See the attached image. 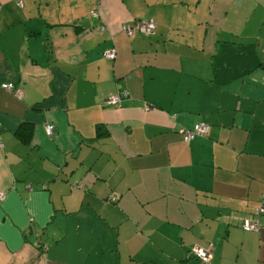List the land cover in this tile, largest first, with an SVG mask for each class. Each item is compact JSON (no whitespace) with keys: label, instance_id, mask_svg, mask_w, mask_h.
Listing matches in <instances>:
<instances>
[{"label":"crops","instance_id":"0c3cea01","mask_svg":"<svg viewBox=\"0 0 264 264\" xmlns=\"http://www.w3.org/2000/svg\"><path fill=\"white\" fill-rule=\"evenodd\" d=\"M0 190V264H264V0H0Z\"/></svg>","mask_w":264,"mask_h":264},{"label":"built area","instance_id":"2783aa9c","mask_svg":"<svg viewBox=\"0 0 264 264\" xmlns=\"http://www.w3.org/2000/svg\"><path fill=\"white\" fill-rule=\"evenodd\" d=\"M92 17H97V13L95 11L91 12ZM120 30L125 33L129 37H134L136 35H144L149 36L154 34L155 24L152 19L141 21L137 24V26H128V25H121ZM104 57L108 60H114L115 53L113 51H108L105 53ZM1 88L7 91H13L16 95H20L18 90L14 88L13 84H2ZM127 94L122 92L115 95H112L106 99V103L110 106H118L119 103L123 98H126ZM147 109L146 107H144ZM208 126L204 124H196L191 129L181 131L183 136V141L189 143L196 138H204L208 134ZM45 133L47 135H51L53 133V128L50 125L45 127ZM4 193L0 190V201L3 199ZM113 200V199H112ZM259 215H264V205L258 206L253 215L244 220L242 225V230L245 232H255L258 231L260 228V224L257 220ZM193 256L200 262V264H209L211 261V253L208 249H203L201 247H196L193 250Z\"/></svg>","mask_w":264,"mask_h":264},{"label":"trees","instance_id":"16d2710c","mask_svg":"<svg viewBox=\"0 0 264 264\" xmlns=\"http://www.w3.org/2000/svg\"><path fill=\"white\" fill-rule=\"evenodd\" d=\"M154 22V21H153ZM154 24H155V22H154ZM155 29H156V25H155ZM154 32H155V30H154ZM110 201H112V199H110Z\"/></svg>","mask_w":264,"mask_h":264}]
</instances>
